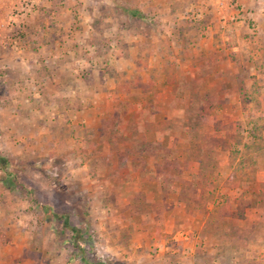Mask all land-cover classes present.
I'll return each mask as SVG.
<instances>
[{"label": "rangeland", "instance_id": "1", "mask_svg": "<svg viewBox=\"0 0 264 264\" xmlns=\"http://www.w3.org/2000/svg\"><path fill=\"white\" fill-rule=\"evenodd\" d=\"M171 1L0 0V158L4 160L0 226H12L25 241L35 237L37 246L25 252L32 261L40 262L44 257L40 251L47 248L50 263L155 264L152 254L159 248L155 244L159 226L154 228L153 222L163 206L149 204L146 200L155 195L136 190L141 186L136 182L145 175L158 181V163L149 174L143 170L145 175L131 169L143 161L138 155L147 150L140 141L148 140L132 133L136 110L130 107L134 118L128 126L121 111L130 106V99L138 102L144 97L150 104L149 92L158 90L156 82L183 69L173 63L174 54H196L182 45L184 29L199 34L191 27L207 13L186 8L196 0L175 5L180 14L162 13L174 6L175 0ZM210 14L207 18L217 24L218 15ZM240 21L241 29L252 35L246 38L254 40L258 19L250 15ZM261 61L255 62L261 71L255 75L249 64L236 61L239 89L227 95L229 110L218 109L224 101L215 93L221 79L211 81L214 87L204 97L180 94L176 106L177 101L193 100L184 114L189 126L171 131L181 141H151L156 143L153 154L162 149V158L148 159L167 163L170 173L164 177L170 188L178 187L163 194L180 198L186 182L198 186L184 191L192 202L189 208L184 205L203 215L204 224L201 228L183 221L181 230L198 238L203 264H264ZM103 85L112 90L121 111L118 117L104 116L94 129L87 126L83 114L68 109L91 103ZM129 91L126 102L119 92ZM167 156L171 158L164 161ZM202 162L205 177L198 176ZM129 171L134 175L128 180ZM237 209L243 210L244 218L232 215Z\"/></svg>", "mask_w": 264, "mask_h": 264}, {"label": "crops", "instance_id": "2", "mask_svg": "<svg viewBox=\"0 0 264 264\" xmlns=\"http://www.w3.org/2000/svg\"><path fill=\"white\" fill-rule=\"evenodd\" d=\"M182 1L184 0H175L174 6H167L166 12L162 13H182L180 9L178 10L175 7V5L180 4ZM171 3L173 4L174 0L171 1ZM186 8L188 10L199 11L201 15L206 12L208 15H212L210 13H215L219 17L217 24H213L212 19L209 20L206 14L203 21L199 20L198 23L194 24L191 28L200 32L199 34L195 33L193 35L189 32L190 28L184 29V40L182 45L186 47L187 50L196 52V54L190 56L186 53L187 50L185 51V55L176 54L175 56L174 54L173 63L181 64L183 69H176L174 73L171 72L168 77L156 82L158 90L149 92L150 94L152 93L151 95L153 97L150 104L144 100V97L138 102L132 101L130 99L132 92L130 93V91L119 92L121 99H125L126 102H129V99L131 101L129 104L130 106L126 107L123 112L121 111V116L124 117L123 124L128 126V122L134 118H132L130 112V107L132 106L137 112L134 118L135 120L133 121L134 123L132 124L134 127L132 133L136 132V135H138L137 137L141 136L143 140H156L161 143L168 138V142L172 144L179 143L181 140L178 134H171V131H173L172 129L176 131V128L179 126H189L184 123V114L193 100L190 98L189 103H182L179 101L181 105H179L177 101V106L175 105L176 100H178L180 94L183 93L191 95L199 94L204 97L206 92L212 91L214 83L211 81L213 80H222V82L220 80V83H217V91L215 92L218 97L224 99L223 102H220L218 109L222 111L229 110L228 106L227 108L225 106L229 103L227 95L239 89V85L236 86L235 82L237 78L240 77V65L237 67L236 61L239 62L238 64H249L248 68L254 75L261 72L258 71L259 69L256 67L255 62L260 58L262 60L261 62L264 61V49L261 50V47L264 48V37H260L264 32V0H196ZM250 15L259 21V33L254 37L256 40H248L246 35L252 38L249 30L247 28L244 30L241 29V17ZM202 30H204V32ZM253 45H257L258 50H254ZM248 47L252 48L253 52H251V50H246ZM225 51L227 54L226 56L219 55V52L223 53ZM178 52L179 50H176L174 53ZM239 57H241L242 60H238ZM164 61H162V64L165 63ZM223 62H225L226 66L220 67V63ZM155 69L158 70L160 68ZM145 81L144 78V82ZM191 83H193V85H191ZM104 85L101 88L102 93L95 92L93 94L91 103H88L86 106L68 109V111L73 112L74 115L76 114L79 116L83 114L85 121L90 123L87 124V126L94 127V129L100 126L101 118L114 113L116 110L117 99L116 97H112V90L110 91ZM78 92L80 91L78 90L76 93ZM141 94L142 96H146L145 92ZM167 99H170L169 102L171 104L166 102ZM89 117L91 118L90 120H88ZM152 134H154L153 139L151 136ZM125 135H128L127 132ZM186 139H188L187 141L189 143L190 138L188 137ZM162 152L163 150L160 149L157 154L153 155H151L152 153L147 154V152L140 153L138 157H142L141 159H143V161H139L138 164H136L137 166L132 165L131 169L134 170L137 168L140 173L147 172V174H149L154 167L156 168V164L159 163V160L153 164L148 158H162ZM130 160L131 159H127L128 162ZM130 173L126 174L128 180L130 175H134V172ZM125 182L126 185L129 184V181L126 179ZM136 183H141V186L137 187L136 190L140 189V191L142 190L146 192V194L150 193L155 195L154 198L150 197V199L146 200L149 204L152 206L155 204L163 206V209H161L163 211H161V213L159 212L160 217H154L155 220L153 222V224H156V226L154 224V228L159 226V237L155 234V244L159 245V248L157 249L156 255L152 254L154 257L153 262L155 264H203L198 256L200 251H198L196 247V243L199 242L198 238L190 237L188 236L189 233L185 234L184 231L181 230L183 221L188 220H190V225H200L202 228L204 224L203 215L186 210L185 203L180 200L178 194H163L164 188L159 181H151L145 175L141 181ZM140 234L143 239L144 235L142 232H140ZM24 238L23 233H16L12 226H0V264H61L58 261L50 263V255L47 248H43V250L40 251L44 256L40 262H34L32 259L25 257V252L29 249L28 247L33 250L37 245L34 236L27 237L26 241ZM194 239H196V241ZM141 242H139L136 247L141 246ZM60 248L61 250H57L56 252L57 255L62 252L64 245ZM214 253L218 254L217 252Z\"/></svg>", "mask_w": 264, "mask_h": 264}, {"label": "trees", "instance_id": "3", "mask_svg": "<svg viewBox=\"0 0 264 264\" xmlns=\"http://www.w3.org/2000/svg\"><path fill=\"white\" fill-rule=\"evenodd\" d=\"M133 15H136L135 13H133ZM124 107V106H123ZM123 110H125V108L123 109ZM121 111V108L119 107V106H117L116 105V110H115V112L113 113L114 115H116L117 117H118V115H119V112ZM105 122V121H104ZM104 124V123H103ZM133 124V123H132ZM116 125V124H115ZM140 143H144L143 145H144V147H145V149H147L145 152H149V153H154V152H156V150H154V145H156V143L155 142H151V141H140ZM158 148L160 147V144L157 146ZM168 158H171V157H165V159H164V161H166V160H168ZM3 159L2 158H0V163H2V164H0L1 166H2V168H3ZM169 161V160H168ZM205 165L206 164H204L203 162L201 163V168H200V171L198 172V176H203V177H205L206 176V174H204L203 175V168H202V166L203 167H205ZM165 168H167V169H165ZM170 173V166H167V163H165V164H162V162H160V163H158L157 164V169H156V177H157V180L158 181H160L161 183H162V186H163V188H164V191L165 192H168V191H172V190H177L178 189V187L176 186H173L172 188H170L169 187V184H170V182H168V180L164 177L165 175H167V174H169ZM174 173L176 174V175H178L177 173H176V171H174ZM179 173V172H178ZM164 177V178H163ZM194 186V187H193ZM192 186V182H186L185 183V187H183L182 186V192H181V195L182 196H180V199L182 200V201H184L185 202V204H186V207H188L189 208V206L192 204V202H190L188 199H186V197H185V195H184V191L187 189V191H193V189H197L198 188V186L197 185H193ZM192 188V189H191ZM180 191H181V189H180ZM187 210H189V211H191V209H187ZM207 210V209H206ZM232 215H234L235 217H237V218H244V216H245V213L243 212V210L241 211L240 209H237V210H235V212L234 213H232Z\"/></svg>", "mask_w": 264, "mask_h": 264}]
</instances>
